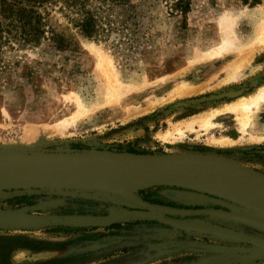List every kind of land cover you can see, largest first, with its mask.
I'll return each mask as SVG.
<instances>
[{"label": "rangeland", "instance_id": "374dc122", "mask_svg": "<svg viewBox=\"0 0 264 264\" xmlns=\"http://www.w3.org/2000/svg\"><path fill=\"white\" fill-rule=\"evenodd\" d=\"M21 1L41 16L44 34L3 48L0 159L134 151L216 157L264 174V141L250 139L264 137V104L250 136L228 112L208 132L195 124L177 141L160 138L236 100L220 94L264 83L262 21L241 16L264 18V0H190L187 14L174 10L176 0H131L92 39L64 0ZM227 137L240 142L209 144ZM136 185L0 193V264H264V197L219 184ZM132 211L150 216L127 217Z\"/></svg>", "mask_w": 264, "mask_h": 264}, {"label": "water", "instance_id": "95a60500", "mask_svg": "<svg viewBox=\"0 0 264 264\" xmlns=\"http://www.w3.org/2000/svg\"><path fill=\"white\" fill-rule=\"evenodd\" d=\"M14 159L22 161L23 164L18 167H0V193L52 189L68 183L72 184L70 187L78 189H107L111 192L127 193L118 189L116 183L130 175H141L142 172L138 171H149L150 176L146 179L147 182L137 186L136 189L164 183L185 182L194 186H203L207 183L219 184L230 189L241 188L264 197V174L216 157L108 151L96 154L79 152L61 157L50 156L43 160ZM167 212L173 214L177 210ZM126 216L148 218L150 214L145 211H132L127 212ZM70 221H73V218L66 219V222ZM77 221L83 224L93 223L88 219ZM242 237L255 242H263Z\"/></svg>", "mask_w": 264, "mask_h": 264}, {"label": "trees", "instance_id": "16d2710c", "mask_svg": "<svg viewBox=\"0 0 264 264\" xmlns=\"http://www.w3.org/2000/svg\"><path fill=\"white\" fill-rule=\"evenodd\" d=\"M66 9L76 17V28L87 38L104 37L108 29L104 21L117 6L128 5L131 0H64ZM244 2H247L244 0ZM21 0H0V63L4 46L12 41L20 44L39 43L44 34L41 16ZM174 10L187 14L190 0H176ZM136 153L134 151H130ZM156 204L157 202H151Z\"/></svg>", "mask_w": 264, "mask_h": 264}, {"label": "bare ground", "instance_id": "6f19581e", "mask_svg": "<svg viewBox=\"0 0 264 264\" xmlns=\"http://www.w3.org/2000/svg\"><path fill=\"white\" fill-rule=\"evenodd\" d=\"M241 16L242 17L244 16V17H247V18H251V19L253 18V21L256 22V23L258 21L259 22L262 21L261 23H262V27L264 29V18H263L262 15H260L261 18L259 16H255V14L253 15V13H249V14H247V13L245 14L244 13ZM257 29L259 30V27H257ZM259 32H260V30H259ZM262 42L263 43H261V44H264V37L262 39ZM226 48L224 47V49H226ZM224 49L220 48L219 49L220 50L219 53L220 52L221 53L225 52ZM94 50H95V55L97 56V58L103 59L102 54L97 49H94ZM214 54L215 53L211 54V52H210L209 56L208 55L207 56L212 59V58H214L213 57ZM219 55H223V54H219ZM223 96H229L231 98H236V100H234V101H232L230 103H227L225 105H222V106L218 107L217 109H213V110H211L209 112H206L204 114L202 113L201 115L192 117L189 120H184L183 122H177V124H172V126L165 132L164 135L160 136V138L164 142H171L172 143L175 140L177 141L176 135L179 136V139H180V137L182 138V136H183V131H182L183 126L186 127L187 129H192L195 124H199L202 129H204L206 132H208L215 125L212 122L213 119H215L216 117L222 115L223 113H228V112L236 113V114L239 115L240 121L243 124V133H244L243 137H245V135H249L248 134L249 133V127L253 123V114H255V112H258L260 107L264 104V83L259 85V86H257L253 92H251L249 94H246V95L243 94L242 90H232L231 92L226 93L225 95H221L220 94V96L219 97L217 96V98H222ZM250 139H251L252 142H258V143L264 141V137H256V136L252 137L251 136ZM239 142L236 141V140L229 139V138H219V139L212 138V139L209 140V144L210 145H212L214 147H218V148L234 147V146H237ZM3 161H7L8 163L4 164L3 166L1 165L0 167H4V166L18 167V165L23 164L22 161H13L11 159H7V160L0 159V164H2ZM138 172H142L141 175L137 174L136 176L130 175L129 177H124L123 179H121L120 181H118L116 183V187H117L118 184H124V185L125 184H133V185L137 184L136 186H134V188L139 186V185H143L145 182H147L146 179H148L149 176H150L149 171H138ZM132 189H133V187L130 189V191ZM226 194L228 196L229 193H226ZM233 196H232V198H233ZM242 203H244V202H242ZM251 204H249V206ZM251 207H252V205H251ZM56 255H58V254L54 253V252H52V253H42L40 255H36V258H40V257H43V256H56Z\"/></svg>", "mask_w": 264, "mask_h": 264}, {"label": "crops", "instance_id": "0c3cea01", "mask_svg": "<svg viewBox=\"0 0 264 264\" xmlns=\"http://www.w3.org/2000/svg\"><path fill=\"white\" fill-rule=\"evenodd\" d=\"M227 138H228V137H227ZM229 139H231V138H229ZM40 254H42V253H40ZM40 254H39V255H40Z\"/></svg>", "mask_w": 264, "mask_h": 264}]
</instances>
